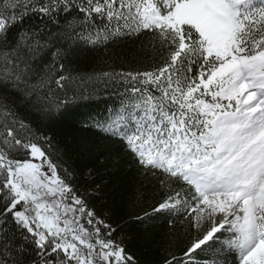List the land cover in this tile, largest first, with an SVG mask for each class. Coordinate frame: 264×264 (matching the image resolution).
I'll return each mask as SVG.
<instances>
[{
    "label": "snow or ice",
    "instance_id": "snow-or-ice-1",
    "mask_svg": "<svg viewBox=\"0 0 264 264\" xmlns=\"http://www.w3.org/2000/svg\"><path fill=\"white\" fill-rule=\"evenodd\" d=\"M64 119L135 170L133 207L154 194L159 264H264V0H0V264H142Z\"/></svg>",
    "mask_w": 264,
    "mask_h": 264
},
{
    "label": "trees",
    "instance_id": "trees-1",
    "mask_svg": "<svg viewBox=\"0 0 264 264\" xmlns=\"http://www.w3.org/2000/svg\"><path fill=\"white\" fill-rule=\"evenodd\" d=\"M105 55L103 49L86 51L80 56L81 66H95ZM103 109L104 98L100 97L89 107L77 109L76 114L87 112L103 114ZM54 132L69 148V155L80 177L81 190L91 192L95 185H102L101 191L93 194L94 197L97 195L99 197L92 201L97 209L101 212L109 207L113 209V219L121 225L130 251L137 254L142 264H159L160 249L164 245L163 237L168 231V225L163 217L145 224L134 222L135 214L139 213L140 208H147L154 199V194L149 192L145 195L143 203L132 206L129 193L135 179V170L124 160H117L115 152H109V145L100 141L94 131L84 129L82 124L76 123L74 119L58 121L54 126ZM101 160L103 163H100Z\"/></svg>",
    "mask_w": 264,
    "mask_h": 264
}]
</instances>
